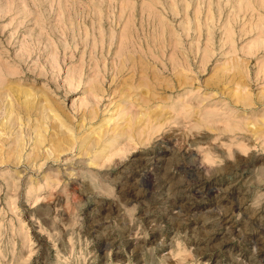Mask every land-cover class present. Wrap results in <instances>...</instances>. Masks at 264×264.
Instances as JSON below:
<instances>
[{"label":"rangeland","instance_id":"obj_1","mask_svg":"<svg viewBox=\"0 0 264 264\" xmlns=\"http://www.w3.org/2000/svg\"><path fill=\"white\" fill-rule=\"evenodd\" d=\"M0 264H264V0H0Z\"/></svg>","mask_w":264,"mask_h":264}]
</instances>
